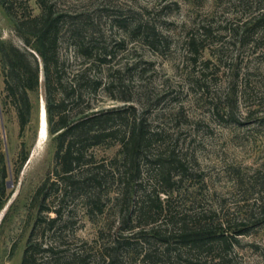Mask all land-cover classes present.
I'll list each match as a JSON object with an SVG mask.
<instances>
[{
  "label": "rangeland",
  "instance_id": "rangeland-1",
  "mask_svg": "<svg viewBox=\"0 0 264 264\" xmlns=\"http://www.w3.org/2000/svg\"><path fill=\"white\" fill-rule=\"evenodd\" d=\"M53 1L69 13L92 18L114 50L112 68L120 70L111 79L103 72L91 73L103 78L102 86L96 93L85 87L84 103L78 106L72 97L69 110L78 114L88 106L97 111L136 107L152 130L165 132L164 140L186 159L193 174L173 185L179 191L173 202L176 210L190 215L215 212L230 234L246 232L230 249V263L264 264V31L255 44H243L240 35L258 0ZM28 3L39 16L38 0ZM133 17L152 20L162 41L156 51L117 26L119 20ZM192 37L195 46L190 47ZM0 44L26 48L15 20L1 4ZM61 48L70 47L64 42ZM62 52L73 59L69 81L85 65L72 51ZM29 95L32 112L22 131L0 65V264H21L42 199L38 190L55 168L56 137L48 130L47 112V127L45 120L39 128L41 108L42 118L46 108L43 72L39 88ZM120 148L111 143L92 151L102 161L118 157ZM143 179L142 188L151 190L146 174ZM114 189L101 194L103 214L89 216L81 199L68 204V249L84 242L93 245L100 230L119 226ZM210 257L196 256L203 264H212Z\"/></svg>",
  "mask_w": 264,
  "mask_h": 264
},
{
  "label": "trees",
  "instance_id": "trees-1",
  "mask_svg": "<svg viewBox=\"0 0 264 264\" xmlns=\"http://www.w3.org/2000/svg\"><path fill=\"white\" fill-rule=\"evenodd\" d=\"M257 2L251 18L240 27L243 44L261 40L264 0ZM0 4L15 20L26 45L20 49L0 44L6 92L18 111L21 130L32 112L29 94L39 88L43 72L48 130L56 137L54 173L38 190L42 199L21 264H203L196 256L204 253L211 256L212 264H231L229 251L246 232L230 234L215 212L190 215L176 210L173 202L179 191L173 185L193 174L186 159L168 146L165 132L152 130L133 106L101 111L88 106L78 114L69 110L72 97L78 106L84 103L85 87L96 93L102 86L103 78L91 73L103 72L105 79H111L120 72L112 68L114 50L92 18L69 13L53 0H38L39 16L31 13L28 0H0ZM117 23L133 40H142L154 51L162 45L152 20L133 17ZM64 42L70 48H61ZM187 45L195 46V39ZM63 49L85 65L69 81L66 76L73 59ZM111 143L120 145L118 157L97 161L92 150ZM144 174L153 184L151 190L142 188ZM107 189L117 195L119 226L100 230L93 245L84 242L78 249H68L66 232L72 223L68 204L81 199L89 216L103 214L101 194Z\"/></svg>",
  "mask_w": 264,
  "mask_h": 264
},
{
  "label": "bare ground",
  "instance_id": "bare-ground-1",
  "mask_svg": "<svg viewBox=\"0 0 264 264\" xmlns=\"http://www.w3.org/2000/svg\"><path fill=\"white\" fill-rule=\"evenodd\" d=\"M45 106V105H44ZM44 109L46 110V108L44 107ZM41 115H42V108H41V111H40V117H41ZM45 121V112H43V118H42V120H41V122H40V130L42 129V125H43V122ZM46 122V121H45ZM46 127H47V124H46ZM40 132V131H39ZM43 132V131H42ZM40 136V135H39ZM43 136V135H42ZM41 136V137H42Z\"/></svg>",
  "mask_w": 264,
  "mask_h": 264
},
{
  "label": "water",
  "instance_id": "water-1",
  "mask_svg": "<svg viewBox=\"0 0 264 264\" xmlns=\"http://www.w3.org/2000/svg\"><path fill=\"white\" fill-rule=\"evenodd\" d=\"M46 110H45V120H46V124H48V122H47V119H46ZM41 120H42V115H41V117H40V122H41Z\"/></svg>",
  "mask_w": 264,
  "mask_h": 264
}]
</instances>
